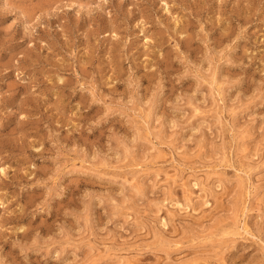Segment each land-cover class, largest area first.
<instances>
[{"label": "rangeland", "instance_id": "obj_1", "mask_svg": "<svg viewBox=\"0 0 264 264\" xmlns=\"http://www.w3.org/2000/svg\"><path fill=\"white\" fill-rule=\"evenodd\" d=\"M0 264H264V0H0Z\"/></svg>", "mask_w": 264, "mask_h": 264}]
</instances>
